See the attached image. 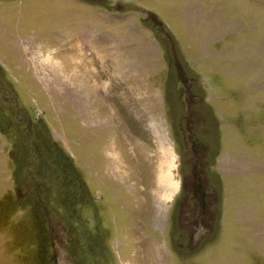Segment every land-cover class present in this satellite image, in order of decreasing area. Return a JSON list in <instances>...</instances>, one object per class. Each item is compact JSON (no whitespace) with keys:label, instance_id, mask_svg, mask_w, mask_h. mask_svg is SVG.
Listing matches in <instances>:
<instances>
[{"label":"rangeland","instance_id":"374dc122","mask_svg":"<svg viewBox=\"0 0 264 264\" xmlns=\"http://www.w3.org/2000/svg\"><path fill=\"white\" fill-rule=\"evenodd\" d=\"M0 29V264H264V0H0Z\"/></svg>","mask_w":264,"mask_h":264},{"label":"flooded vegetation","instance_id":"af4514ba","mask_svg":"<svg viewBox=\"0 0 264 264\" xmlns=\"http://www.w3.org/2000/svg\"><path fill=\"white\" fill-rule=\"evenodd\" d=\"M184 79H183V81L185 82L184 85H186V87H189L190 84L189 85L186 84V81ZM189 91H190L189 95L190 94L192 95L193 90H192L191 86L189 87ZM189 97H191V96H189ZM196 100L197 101L194 100V103H195V105L196 104L198 105L197 102L200 100V98H197V96H196ZM193 118H194V116L190 117L191 120H193ZM199 158L195 157L192 160L191 163H197L195 166L200 167L199 166L200 164L198 163ZM209 162L210 161H208V164H209ZM192 167L194 169V164H192ZM207 171L208 170H206V172ZM201 178H202V183L206 184L208 180L207 179L205 180L204 177H201ZM193 182L195 183V181H193ZM206 186L208 187L207 192H206V190L204 188L202 189V188H197L196 186H194L188 180L187 177H184V178L182 177L181 182H180L179 190H180V195L183 197V200L181 201V204L179 205V207L183 208V204H187L189 202V198L192 197L194 202H192V205L189 204L190 205L189 206L190 207V212L194 213V214L196 213L195 217H198L199 221H201L203 219L204 220L208 219L209 221H213V219H215V217H216V213H215V209L214 208L217 205V195L218 194H216L215 187H213L211 184H208ZM203 231L205 233H211L212 229L210 227V224L205 225L204 227H201L199 230H196V237H198L199 234L201 232H203Z\"/></svg>","mask_w":264,"mask_h":264},{"label":"trees","instance_id":"16d2710c","mask_svg":"<svg viewBox=\"0 0 264 264\" xmlns=\"http://www.w3.org/2000/svg\"><path fill=\"white\" fill-rule=\"evenodd\" d=\"M36 149H34V151H35ZM31 153V152H30ZM40 153H39V151L37 150L36 152H34V155H33V160L34 161H37L38 163L41 161V159H42V157H40V155H39ZM49 171H50V173H52L51 172V169H49Z\"/></svg>","mask_w":264,"mask_h":264},{"label":"crops","instance_id":"0c3cea01","mask_svg":"<svg viewBox=\"0 0 264 264\" xmlns=\"http://www.w3.org/2000/svg\"><path fill=\"white\" fill-rule=\"evenodd\" d=\"M1 32H2V30L0 29V34H1ZM85 35H86V34H85ZM20 44H21V42H20ZM28 49H29V47H28ZM33 50H34V51H32V49H30V51H32V53H35L36 48H34ZM40 52H42V50H40Z\"/></svg>","mask_w":264,"mask_h":264},{"label":"bare ground","instance_id":"6f19581e","mask_svg":"<svg viewBox=\"0 0 264 264\" xmlns=\"http://www.w3.org/2000/svg\"><path fill=\"white\" fill-rule=\"evenodd\" d=\"M53 59H54V58H50V60H53ZM53 61H54V60H53ZM163 180L166 181V178L164 177Z\"/></svg>","mask_w":264,"mask_h":264}]
</instances>
